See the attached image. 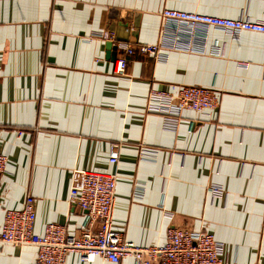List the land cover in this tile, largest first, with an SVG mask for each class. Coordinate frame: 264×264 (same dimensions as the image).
Here are the masks:
<instances>
[{
  "label": "crops",
  "instance_id": "crops-1",
  "mask_svg": "<svg viewBox=\"0 0 264 264\" xmlns=\"http://www.w3.org/2000/svg\"><path fill=\"white\" fill-rule=\"evenodd\" d=\"M112 8L141 13L140 43L163 39L165 8L264 18V0H0V231L4 211L32 195L36 233L50 222L82 233L72 171H116L113 228L129 240L163 244L178 223L213 234L226 264H264V33L208 27L157 57L136 51L120 74L100 37ZM180 84L215 89L218 107L178 119L149 110L151 89ZM36 254L0 243V264H34ZM66 264L135 263L71 253Z\"/></svg>",
  "mask_w": 264,
  "mask_h": 264
},
{
  "label": "built area",
  "instance_id": "built-area-1",
  "mask_svg": "<svg viewBox=\"0 0 264 264\" xmlns=\"http://www.w3.org/2000/svg\"><path fill=\"white\" fill-rule=\"evenodd\" d=\"M160 15L163 20V39L158 43H140L137 28L141 13L133 9H110L108 25L100 37L116 48V73L126 71L136 51L142 56L157 57L161 55L163 47H180L183 36L191 38L208 27L223 29L232 34L243 31L264 33V18L255 21L172 8L163 9ZM120 24H124V29L119 28ZM148 102L149 110L178 119L182 110L203 113L215 110L219 105V97L213 88L180 84L174 93L151 89ZM119 160L120 147L115 144L110 151L109 161L116 167ZM6 170L7 156L0 153V182ZM117 182L116 171L74 169L68 202L85 212L83 232L71 234L64 224L50 222L43 234L36 233L35 199L28 195L21 208L4 211L0 243L36 246L34 264H66L67 256L71 253H77L81 261H93L101 257L111 262L132 258L135 264H226L223 259V243L205 230L172 224L167 229L163 244L147 246L139 245L129 240L123 232L115 230L113 215ZM213 190L217 193L220 191L218 187ZM95 221H99V227L94 231L89 225Z\"/></svg>",
  "mask_w": 264,
  "mask_h": 264
},
{
  "label": "water",
  "instance_id": "water-1",
  "mask_svg": "<svg viewBox=\"0 0 264 264\" xmlns=\"http://www.w3.org/2000/svg\"><path fill=\"white\" fill-rule=\"evenodd\" d=\"M107 46L114 50L115 59H116V52H115L116 48L114 46L110 45L109 43L107 44Z\"/></svg>",
  "mask_w": 264,
  "mask_h": 264
},
{
  "label": "rangeland",
  "instance_id": "rangeland-1",
  "mask_svg": "<svg viewBox=\"0 0 264 264\" xmlns=\"http://www.w3.org/2000/svg\"><path fill=\"white\" fill-rule=\"evenodd\" d=\"M161 18H162V17H161ZM183 226L187 227L186 225H183Z\"/></svg>",
  "mask_w": 264,
  "mask_h": 264
}]
</instances>
